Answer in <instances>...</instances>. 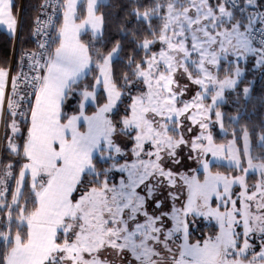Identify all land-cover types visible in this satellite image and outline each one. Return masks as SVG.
Returning <instances> with one entry per match:
<instances>
[{
  "label": "snow or ice",
  "instance_id": "6c2138e0",
  "mask_svg": "<svg viewBox=\"0 0 264 264\" xmlns=\"http://www.w3.org/2000/svg\"><path fill=\"white\" fill-rule=\"evenodd\" d=\"M55 3L57 10L62 9L63 16L56 37L41 42L42 51L28 55L32 74L21 72L13 77L11 95L7 98V109L13 118L9 125L12 133H20L17 116L28 126L22 145L26 162L19 171L11 204L5 202L6 189L0 191V210H6L7 217L4 230H0L3 246L0 264H115L101 256L109 249L122 264L125 260L126 264H264V155L253 156L247 130L242 137V155L247 167L242 166L241 150L235 140L217 145L210 133L205 135L202 131L191 142L193 150L227 158L229 166L240 169L244 175L230 178L213 174L209 163L202 161L203 182L195 175L179 174L188 189L184 207L173 206L170 213L158 215L150 214L146 207L155 190L151 180L164 176L175 184V174L162 167L160 154L166 151L169 157H175V149L187 143L182 135L176 139L169 134L181 125L180 117L195 110L187 119L207 129L208 123L197 120V114L206 117L218 102H223L224 90L237 83L230 77L218 82L206 64L217 65L229 51L237 59L245 54L259 55L260 62L264 63V12L256 10L255 0H245L243 6L238 0H218L215 6L209 0H167L166 4L156 0L153 7L143 12L134 10L136 18L148 22L150 28L154 16L162 21L158 35L151 32L154 39H144L140 47L146 53L157 41L162 47L159 52L135 63L132 74L147 88L146 92L131 97V115L121 121V132L131 136L135 131L133 154L137 160L132 164H119L113 155L122 154V150L113 140L116 125L107 115L122 96L113 81L111 68L120 51L119 42L101 57L102 63H96L99 76L91 91L85 88L80 93L78 114L68 116L62 112L73 86L91 71L89 46L80 36L88 29L94 37L101 34L104 17L97 14L99 0H87V14L82 19L78 15L81 0H63L62 4L55 0ZM236 9L240 18L235 15ZM17 22L13 0H0V25L15 32ZM36 24L34 34H39L53 24V17L49 16L44 22L37 17ZM52 44L56 46L52 48ZM193 68L195 76L190 71ZM177 72L186 74L192 83L201 86V92H197L191 102L179 99L185 89L178 84ZM235 75H241L238 67ZM7 80L8 71L0 68V114L5 106ZM124 80L129 83L127 74ZM20 82L27 89L23 95L18 92ZM209 85L216 86V90L212 103L205 106L203 100L212 91ZM99 86L106 92L107 102L93 115H86L84 102L95 101ZM243 91L247 94L249 89ZM22 104L27 107L20 110ZM215 116L223 127L221 113L216 111ZM259 141V147L264 149V134ZM146 143L154 151H145ZM8 146L12 153L21 154V146L11 139ZM142 152L149 159H141ZM97 155L101 160H112L111 169L97 172L93 162ZM11 167V164L7 166L6 176L12 175ZM112 169L126 172L127 177H121L118 184H110L108 173ZM250 170H258L261 175L251 192L245 179ZM85 174L94 177L90 182L92 186L84 189L77 199L74 193L80 190L78 186L82 185ZM28 176L31 209L28 201L20 204ZM3 183L0 180V184ZM142 185L143 195L137 191ZM233 185L241 188L236 199L232 198ZM213 197L219 202L215 208L210 204ZM173 199L178 197L173 195ZM155 206L160 208L161 202L156 201ZM189 214L214 218L219 225L218 234L203 242L190 243ZM165 217L172 220L171 228L165 227ZM237 228H242V232ZM257 234L261 240L258 253L251 251L254 245L250 243ZM176 240L182 242L176 245Z\"/></svg>",
  "mask_w": 264,
  "mask_h": 264
},
{
  "label": "trees",
  "instance_id": "16d2710c",
  "mask_svg": "<svg viewBox=\"0 0 264 264\" xmlns=\"http://www.w3.org/2000/svg\"><path fill=\"white\" fill-rule=\"evenodd\" d=\"M22 1V13L21 21L19 28L18 40L15 41L14 35L7 33L0 27V68L7 69L15 51V71L19 68V64L23 59V54L25 51L29 50L32 47L31 36L35 27L36 17L39 12V7L41 0H13V12L17 16L19 8ZM156 0H107L106 2H101L98 7V13L102 14L104 17L103 30L102 34L99 37H94L91 33L86 32L81 36V40L89 46V54L92 57L91 71L86 77L81 79L76 85L73 86L72 92L69 93V98L64 102L63 113L70 116L78 114L79 105L82 101L80 93L87 88L89 91L92 90L93 85L95 84V79L99 76V69L96 68V63H102V56H106L108 52L116 45L117 42L120 44V51L117 57L112 61V78L114 83L117 86V89L121 91L122 96L119 101H117L116 107L110 113L109 118L113 121L116 128L121 129V121L125 116H129L131 97H135L141 92L145 91V86L137 80L132 74L135 69V63H139L142 60L151 56V54L158 50L159 42L157 41L151 47L147 53L145 50L140 47L144 39L152 40L154 37L151 35V32L159 33L162 21L159 17L154 16L151 20V28L149 23L138 20L134 15V10L139 9L140 12H143L146 8H151L154 6ZM161 4H166L167 0H159ZM260 4L264 5V0H260ZM85 15V6L80 7L79 16L81 19ZM163 15V11L161 12ZM237 18H240V14L235 12ZM62 23V13L58 19V28ZM56 45L53 44L52 48ZM132 61V63H130ZM225 63H222L221 66V77H225V71L223 70ZM127 74L129 78V83L126 84L124 77ZM247 77H244L240 84L237 87V90L231 93H227L230 102L222 103V107L225 111V126L229 129L228 135L223 137L218 128L215 129V135L219 141H223L227 137H230L232 131L234 135L236 130L238 135L241 131L247 130L251 142H252V154L255 156L264 155V149L259 147V137L261 134H264V73H261L257 70L254 72L252 70V60L250 61L246 74ZM248 76L253 78L252 82V92L249 98H245L241 94L242 87L248 82ZM106 92L103 87L100 86L97 90V95L95 102L87 106L85 112L89 115L94 114L98 107L102 106L107 102ZM236 99L238 101H236ZM236 120H235V116ZM11 120V118L7 119ZM7 122V121H6ZM24 124V125H23ZM21 126L22 133L16 137V142L21 141L19 146H21V154L16 155L9 152L8 149L2 147L0 154V173L2 168L7 165L9 162L13 163L14 178L12 187L8 192L7 200L10 202L12 194L15 191L16 180L18 179V174L21 169V166L26 161L22 155V145L24 138L27 134V124L23 123ZM9 129H6V131ZM7 131V133H8ZM238 143L242 144V141L237 137ZM133 143V141H132ZM132 143H128L125 146V149L128 150L129 146ZM242 149V148H241ZM242 154V153H241ZM119 162L123 161L122 159L118 160ZM94 164L96 166L97 172H103L105 167H109V162L105 163L99 161L98 157L94 159ZM107 165V166H106ZM226 170H236L233 167L224 166L220 164H213L212 170L218 169ZM120 173L115 176H119ZM118 178V177H117ZM94 177L90 174H85L82 178L83 183L79 187V191L74 193V196L77 198L81 192L92 186L90 182ZM258 180L257 174H251L249 176V182L255 184ZM29 179L25 181L23 195L21 197V202L28 201V206H30L32 199V192L30 188ZM29 208V207H28ZM31 208V207H30ZM1 220H0V230H4L2 222L4 220L3 213H6V210L0 211ZM199 219V218H195ZM191 224V223H190ZM5 226V224H4ZM15 229V226H13ZM218 228L213 223H206V220L200 217L198 226L191 225L190 227V242H195L205 238L208 235H214L217 232ZM0 245V249H2Z\"/></svg>",
  "mask_w": 264,
  "mask_h": 264
},
{
  "label": "rangeland",
  "instance_id": "374dc122",
  "mask_svg": "<svg viewBox=\"0 0 264 264\" xmlns=\"http://www.w3.org/2000/svg\"><path fill=\"white\" fill-rule=\"evenodd\" d=\"M106 1L107 0H99V2H106ZM209 2L213 6H215L218 3V0H209ZM21 4H22V1H21ZM20 9H21V5H20V8H19L18 15L17 16L15 15V17H16V19L18 21L17 22V29L14 32V34H12V35H16V33L19 35V28H20V21H21V17H19ZM229 10H231V9H229ZM13 14H14V12H13ZM1 26L4 29H7L6 25H1ZM17 40H18V38H17ZM15 41H16V39H15ZM153 45L154 44L150 45V50H151V47ZM161 47H162V45L159 42L158 50L153 52V53L159 52ZM256 47H258V46H256ZM251 60H252V70L254 72L257 70V73H258V71L261 72V73H264V63L260 62L261 57L259 55H254V54H245V55L240 56L239 59H237L236 55L233 54L231 51H229V53L227 55H223L220 58L219 63L217 65L206 64V67L209 69V71L212 73V75L216 78V80L218 82L219 81H223L226 77H230L232 79H236V81H237L235 87L226 88L224 90V93H223V96H222V100H223L222 103H229L230 102V99H229L227 93L228 92L231 93V92L236 91L238 85L241 82V80L244 77H247V75H245V74H246L247 67H248V65H249ZM14 61H15V51H14V55H13V57L11 59V62L9 64L8 68L6 69L8 71V80H7V85H6V89H5V106L3 108L2 114H0V154H1L2 147H5L6 149L9 150L10 153H12L10 151V149H9V146H8L9 145V139H11L12 142L16 143L17 145H19V143L21 141L16 142V137L18 138V135L22 133L21 126L24 123V122H22L21 117H19V116L16 117L17 123H18L19 128H20V133L18 135H14L12 133V131H11L10 126H9L13 118L9 114L8 109H7V98H8L9 95H11V91L10 92L8 91L9 81L13 77H15V75L17 73V71H15V66H14V69H13L14 70V75H13V70L11 69L12 63ZM222 63H225L224 68H223V70L225 71L224 75H226L225 77H221V75H223V74H221ZM237 67L240 69V73H241V75L239 77H237L235 75ZM190 71L193 72L194 76L197 74L196 70L194 68L190 69ZM248 78H249L248 79L249 83H247L246 85H244L242 87V90L240 92L241 95L239 96L240 98L242 96H244L245 98H249L251 96L253 78L250 77V76H248ZM176 79L178 81V84H179L180 88L185 89L184 94L181 97H179V99L181 101L191 102L192 99L197 94V92H201V90H202L200 85H196V84L192 83V81L188 79V76L186 74H182V72H177ZM99 87H97L96 89H98ZM173 87L175 88L176 86L174 85ZM209 87L212 88V91H210L208 93L207 97L203 100V104L205 106H207V105L212 103L211 97L215 93V90H216V86H214V85H209ZM245 88L249 89L247 94H245L244 91H243ZM146 91H147V88L145 86V91L144 92H146ZM141 93H143V92H141ZM236 101H238V100L236 99ZM222 103L218 102L216 107H214L210 112H208L206 114V117L205 116H201L200 114H197V117H196L197 120H204L205 123H208L209 127L207 129H201L200 126H199V123H195L194 124L190 119H187V116L190 115L192 111H195V110H190L189 113H186L184 116L180 117L181 125L178 127L177 131L174 132V133L173 132L169 133L170 135H173L176 139H179L180 136L182 135L184 140L187 143L181 144L179 147H177L175 149V153H176L175 157H169L167 155L166 151H162L161 152L160 155H161L162 159H161L160 163H161L162 167L166 171L170 170L173 174H175V184L174 185L171 184L169 182L168 178L164 177V176H157L156 180H152L156 185H158V187L154 190L153 196L151 198L152 201H151L150 205L153 206L156 203V201H158L160 199L162 201L163 206H161L160 208L153 207V209H151V206H149V205L146 206L147 210L149 211L150 214H152L151 213L152 210L157 215L160 212H169L170 213L172 208H173V206H175L176 208H182V207H184L186 205L187 198H188V189H187V186L180 179L179 174H185V175H188V176L195 175V176H197V178L201 182H203L204 176H205V172H204V168L202 166V161H207L209 163V169H210V171L213 174L220 173V174L228 176L230 178L234 177V176L244 175V173L240 169H237L235 167H233V168H235L236 170H233V169L226 170V168L218 169L216 171L212 170V165L216 164V163L220 164V165H224V166H229L228 159L227 158H222V157H213L211 153H208V154L205 155L204 153L200 152L198 149L197 150H193V148L191 146V142L193 140H195V138L197 136H199L201 134V132L203 131L205 135L210 133L212 135L213 142L215 144H217V145H219V144L227 145L229 143V141L235 140L236 147L238 149H240L241 153H242V149H243V139H242V137H243V132L244 131L243 132L241 131V133L239 135H238L237 130L235 132L236 133L235 135H234V131H232V134H230L231 136L227 137L223 141H219L217 139L216 135H215V129L216 128H218L220 130V133H221V135L223 137H225L226 135H228V133H230L229 129L224 124L225 123V111H224V109L222 107ZM177 106L179 107V106H182V105L178 104ZM26 107H27L26 104H22L20 110H23ZM84 109H85V107H84ZM216 111H219L221 113V120H222L223 127H221V122L217 121V118L215 116V112ZM110 113L107 114L108 117H109ZM236 117H237V115L235 116V120H236ZM9 118H11V120H7ZM156 119L159 120L160 118L157 117ZM189 128H191V131H188ZM6 129H9V131L7 130L8 133H7ZM134 136H135V131L134 130L132 131L131 136H129V135H126L123 132H121V130L118 129V128H117L116 133L113 135L114 142L117 145H119L121 150H122V154H120V155L113 154V155L116 156V160H120L121 158H124L125 161H123V164L124 163L132 164L133 162H135L137 160V157L133 154V148L135 147ZM237 137H239L241 139L242 144L238 143ZM249 139L251 141L250 135H249ZM132 141H133V143H132ZM128 143L129 144L132 143V144H131V146H129V149L126 150L125 146H127ZM197 143H200V141H197ZM203 143L207 144V141H203ZM251 144H252V142H251ZM144 148H145V151H149V150L154 151V149L151 147V145L149 143H146ZM226 156H227V154H225V157ZM97 157H98L99 161H103L105 163L109 162V167H107V168L105 167V169H111V166H112V163H113L112 160H101L98 155H97ZM140 158L141 159H145V160L149 159V157H147L143 152L141 153V157ZM151 159L154 160L155 157L153 156V157H151ZM174 160H177L178 162L174 163L173 162ZM241 163H242L243 167H247L246 158H244L242 154H241ZM9 164L12 165V167H11L12 175L11 176H6L5 172H6L7 166ZM1 167L2 166H0V168ZM116 171H117L116 169H112L111 171H109L108 179H109V177L114 176L116 174ZM124 174H125V178H126L127 177V173L124 172ZM251 174H257L258 175V180H257V182L255 184L249 182V176ZM13 178H14L13 163L9 162L7 165H5L2 168V171L0 173V180L4 181L3 184H0V191H4L6 189L5 202L8 203V204H11V201L9 202L7 200V198H8L7 196H8L9 190L12 187ZM100 178L103 179V176H101ZM118 178L121 179V177H118ZM245 179H246V183H247L248 188H249V192H251L252 190H254L253 186L256 185L261 180V175H260L258 170H250L246 174ZM152 181H150V182H152ZM157 181H159L158 184H157ZM110 184H112V183H110ZM15 188H16V186H15ZM23 190H24V187L22 189V192H23ZM240 191H241V188H240L239 185H233V188H232L233 196H232V198L236 199L237 195H238V193ZM139 192L142 194V192H144L143 188H140ZM170 194H172V195H170ZM173 195L178 197V199L174 200L173 199ZM78 198H79V195L77 196V199ZM20 202H21V200H20ZM24 203L25 202H22L21 205H23ZM218 203L219 202L216 200L215 197H213L212 201L210 202L211 207H213V208L217 207ZM237 206H239V201L238 200H237ZM28 207H29V209H31L30 207H32V204L30 206H28ZM221 210L223 211V208H221ZM0 211H4V210H0ZM15 215H16V213L14 212L13 216H15ZM3 216H4V220L2 222V226H3V229H4V224H6V221H7L6 213L5 214L3 213ZM197 217L204 218L206 220V223L215 224L217 226L218 230H217V232L214 235H208L205 238L200 239V240H196V241L203 242V240H205V239H207L209 237H213L214 238L215 235H217L218 232H219V225H218L217 221L214 218H211V217H207L206 218V217H202V216H193L192 214H189V216L187 217V220L189 222V228L191 227V225L195 224V221H196L195 218H197ZM172 226H173L172 220L167 218V217H165V227L166 228H171ZM237 231L242 232V228H237ZM177 235H179V234H177ZM173 239H175V237ZM181 242H182V240H176V245H178ZM189 242H190V239H189ZM195 242H190V243H195ZM241 243H242V241H241ZM250 243H252L254 245V247H253V249L251 251H254V252L258 253L260 251V244H261V240L259 238V235L258 234L257 235H253L252 238L250 239ZM101 256L103 258L107 259L110 262L114 261L115 264H122V261L119 258L116 257L115 252H113L110 249L106 250V251H103L101 253ZM249 259H251V256H249ZM117 261H119V263ZM123 264H126V260L123 261Z\"/></svg>",
  "mask_w": 264,
  "mask_h": 264
},
{
  "label": "built area",
  "instance_id": "2783aa9c",
  "mask_svg": "<svg viewBox=\"0 0 264 264\" xmlns=\"http://www.w3.org/2000/svg\"><path fill=\"white\" fill-rule=\"evenodd\" d=\"M62 2H63V0H60L61 4H62ZM238 3L241 6H243L245 4V0H238ZM255 4H256V10L264 12V5L260 4V0H255ZM42 5H45V6L42 7ZM235 12L240 14L239 9H236ZM61 13H62V9L57 10V5L55 3V0H49L48 5H46V0H41L37 17H39L41 22H44V21L48 20L49 16H52L53 17V24L45 27L43 32H41L39 34H34L36 27H37V24L35 23V27H34V30H33L32 36H31L32 47L29 50L24 52L23 59L19 64V68L17 69V73L15 76H17L18 73H21V72L28 74V75L32 74L30 71V68H29L30 61L28 60L27 57L31 53H34V52L38 53V52L42 51L39 48V44L41 42H45V41L50 40L51 38L56 37V35H57L56 30L58 29V19H59V16L61 15ZM37 17H36V19H37ZM257 27H259V25H257ZM254 44L259 47V44L257 42L254 41ZM52 46H53V44L51 45V47ZM15 64H16V59L12 63V66H11L12 70L14 69ZM13 75H14V70H13ZM21 81H22V78H21ZM11 89H12V79H10V81H9L8 91L10 92ZM26 91H27L26 86L23 84V82H20L19 87H18L19 94L23 95ZM1 218H2V216L0 213V220H1Z\"/></svg>",
  "mask_w": 264,
  "mask_h": 264
},
{
  "label": "crops",
  "instance_id": "0c3cea01",
  "mask_svg": "<svg viewBox=\"0 0 264 264\" xmlns=\"http://www.w3.org/2000/svg\"><path fill=\"white\" fill-rule=\"evenodd\" d=\"M100 3L101 2H99V4H98V7H99V5H100ZM82 5H84L85 6V15L83 16V18L86 16V5H87V0H81V3H80V5L78 6V15H79V11H80V7L82 6ZM97 14L98 15H100L99 13H98V10H97ZM14 16H15V14H14ZM62 21H63V16H62ZM79 22V21H78ZM0 27L3 29V30H5L7 33H9V34H14V32H10L8 29H4L1 25H0ZM16 29H17V26H16ZM102 30H103V26H102V29H101V34H102ZM16 31V30H15ZM86 32H89V33H91L92 34V32H91V30L90 29H88V30H85V31H82V33H81V36L84 34V33H86ZM101 34L100 35H98V36H95V37H99V36H101ZM93 35V34H92ZM81 36H80V39H81ZM82 41V40H81ZM83 42V41H82ZM84 43V42H83ZM86 77V76H85ZM84 78V77H83ZM82 78V79H83ZM97 90L98 89H96V93H97ZM95 101H93V100H89V102L88 101H86V102H84L85 103V109H84V112H85V110H86V108H87V106L88 105H90V104H93ZM63 105H64V103H63ZM63 105H62V112H63ZM114 110V109H113ZM85 114L87 115V113L85 112ZM89 115V114H88ZM91 115H93V114H91ZM86 127V126H85ZM83 130V129H82ZM27 179H29V182H30V185H31V179H30V176H28V177H26V180ZM25 180V181H26Z\"/></svg>",
  "mask_w": 264,
  "mask_h": 264
},
{
  "label": "flooded vegetation",
  "instance_id": "af4514ba",
  "mask_svg": "<svg viewBox=\"0 0 264 264\" xmlns=\"http://www.w3.org/2000/svg\"><path fill=\"white\" fill-rule=\"evenodd\" d=\"M123 161H125V159L124 158H121ZM123 161H121V162H119V164H123ZM108 167V166H107ZM118 173H120V175L119 176H115L116 174H118ZM116 174L114 175V176H112V177H109V183H119V179L120 178H117V177H125V174L124 173H121V172H119V171H116ZM154 180H156V179H154ZM152 181V180H151ZM150 183H152L153 185H155V189L158 187V185H156L153 181L152 182H150ZM140 188H143V185L140 187ZM139 188V189H140ZM139 189H137V191L139 192ZM142 194H145L144 192H142ZM151 199H149L148 201H147V204H146V206H151L150 205V203H151ZM158 201H160L161 202V206H163V204H162V201L159 199ZM156 204V203H155ZM155 204L153 205V206H151V209H153V207H156L155 206ZM160 206V207H161ZM151 213H154L153 212V210L151 211ZM155 214V213H154ZM197 218H199V217H197ZM200 219V218H199ZM199 219H196V221H195V226H198V224H199ZM204 219V218H203ZM205 220V219H204ZM189 232H190V228H189ZM118 263H119V261H117Z\"/></svg>",
  "mask_w": 264,
  "mask_h": 264
},
{
  "label": "water",
  "instance_id": "95a60500",
  "mask_svg": "<svg viewBox=\"0 0 264 264\" xmlns=\"http://www.w3.org/2000/svg\"><path fill=\"white\" fill-rule=\"evenodd\" d=\"M23 4V3H22ZM22 4H21V9H20V15H19V17H21V13H22ZM15 36V39H16V41H17V38H18V34L16 33V35H14Z\"/></svg>",
  "mask_w": 264,
  "mask_h": 264
},
{
  "label": "bare ground",
  "instance_id": "6f19581e",
  "mask_svg": "<svg viewBox=\"0 0 264 264\" xmlns=\"http://www.w3.org/2000/svg\"><path fill=\"white\" fill-rule=\"evenodd\" d=\"M9 93V92H8ZM10 94V93H9Z\"/></svg>",
  "mask_w": 264,
  "mask_h": 264
}]
</instances>
